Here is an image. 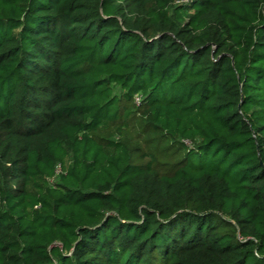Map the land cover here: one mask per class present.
I'll return each mask as SVG.
<instances>
[{
    "label": "trees",
    "instance_id": "1",
    "mask_svg": "<svg viewBox=\"0 0 264 264\" xmlns=\"http://www.w3.org/2000/svg\"><path fill=\"white\" fill-rule=\"evenodd\" d=\"M177 1L0 0V264H264V0Z\"/></svg>",
    "mask_w": 264,
    "mask_h": 264
},
{
    "label": "rangeland",
    "instance_id": "2",
    "mask_svg": "<svg viewBox=\"0 0 264 264\" xmlns=\"http://www.w3.org/2000/svg\"><path fill=\"white\" fill-rule=\"evenodd\" d=\"M185 0H178L177 2H176V5H178V4H180V3H183ZM57 177V176H56ZM54 178L55 180H52V182H56L57 181V178Z\"/></svg>",
    "mask_w": 264,
    "mask_h": 264
},
{
    "label": "built area",
    "instance_id": "3",
    "mask_svg": "<svg viewBox=\"0 0 264 264\" xmlns=\"http://www.w3.org/2000/svg\"><path fill=\"white\" fill-rule=\"evenodd\" d=\"M59 173V172H58Z\"/></svg>",
    "mask_w": 264,
    "mask_h": 264
}]
</instances>
